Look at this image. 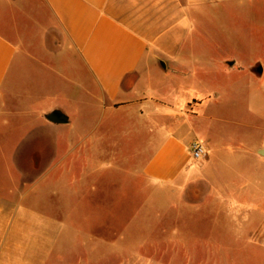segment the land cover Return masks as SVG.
Listing matches in <instances>:
<instances>
[{
	"label": "rangeland",
	"instance_id": "1",
	"mask_svg": "<svg viewBox=\"0 0 264 264\" xmlns=\"http://www.w3.org/2000/svg\"><path fill=\"white\" fill-rule=\"evenodd\" d=\"M18 2L0 1V9L20 20L35 39L36 20L49 21L50 15L40 0ZM0 31L12 37L7 28L0 26ZM242 34L230 49L239 68H226L212 81L219 103L201 111L207 117L184 122L180 133L201 142L209 157L220 155L211 176L216 184L250 180L262 187L264 81L247 70L264 60V48L246 46ZM31 68L26 78L15 76L0 112V264H263L262 255H244L233 245L231 209L215 207L214 192L198 182L185 192H172L142 174L157 145L151 121L142 124L134 115L102 110L97 103L83 106L86 97L73 87L78 106L64 102L58 111L68 120L55 128L45 117L52 110L20 93L34 89L36 64ZM76 115L81 122L98 124L73 127ZM79 135L100 139L90 145L86 138L77 147ZM187 150L191 155L190 144ZM78 152L85 157L89 152V159H75L72 169ZM183 199L205 200L207 206L189 215L180 205ZM217 215L223 221L221 239L216 238ZM194 245L197 255L186 256L184 249Z\"/></svg>",
	"mask_w": 264,
	"mask_h": 264
},
{
	"label": "crops",
	"instance_id": "2",
	"mask_svg": "<svg viewBox=\"0 0 264 264\" xmlns=\"http://www.w3.org/2000/svg\"><path fill=\"white\" fill-rule=\"evenodd\" d=\"M0 1L8 6L22 4L19 0ZM40 1L50 18L36 20L38 34L32 40L20 20L11 19L0 9V26L12 33L10 37L0 31V112L15 76L26 78L35 63L33 91L15 89L24 96L37 97L46 110L75 103L74 87L87 99L83 106L97 103L102 110L134 115L142 124L151 121L157 145L142 174L172 192H185L194 182L204 191L214 192L215 207L231 209L233 245L237 244L244 255L264 257V172L262 187L250 180L216 184L211 176L214 160H221L220 155L212 152L210 157L194 161L187 150L194 139L180 133L184 122L207 117L203 114L206 107L219 103L212 81L223 70L239 68L238 58L230 51L240 40L239 31L246 46L264 48V0ZM252 63L247 71L264 81V60ZM23 104L27 106L26 99ZM34 105L33 100L30 106ZM79 118L73 127L81 123L94 128L98 124ZM53 124L55 128L60 125ZM86 138L79 135L77 147ZM87 139L93 145L100 137ZM81 153L72 158V169L75 159H89V152L87 157ZM182 201L180 205L189 215L207 206L205 200ZM215 222L220 226L216 238L221 239L223 221L217 215ZM186 227L184 240L189 235ZM196 246L186 247L184 254L197 255Z\"/></svg>",
	"mask_w": 264,
	"mask_h": 264
},
{
	"label": "built area",
	"instance_id": "3",
	"mask_svg": "<svg viewBox=\"0 0 264 264\" xmlns=\"http://www.w3.org/2000/svg\"><path fill=\"white\" fill-rule=\"evenodd\" d=\"M191 157L195 161H200L206 158L207 153L203 144L197 140L190 143Z\"/></svg>",
	"mask_w": 264,
	"mask_h": 264
},
{
	"label": "water",
	"instance_id": "4",
	"mask_svg": "<svg viewBox=\"0 0 264 264\" xmlns=\"http://www.w3.org/2000/svg\"><path fill=\"white\" fill-rule=\"evenodd\" d=\"M261 67H258V71H261ZM45 117L51 121V122H54V123H64V122H67L68 118L67 116L58 111V109H54L52 111H49L45 114Z\"/></svg>",
	"mask_w": 264,
	"mask_h": 264
}]
</instances>
